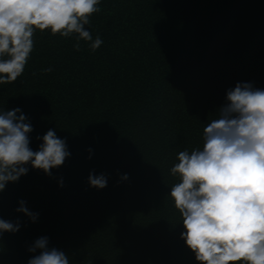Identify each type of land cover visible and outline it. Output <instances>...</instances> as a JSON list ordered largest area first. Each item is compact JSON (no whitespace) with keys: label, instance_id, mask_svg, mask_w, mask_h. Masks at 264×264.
Instances as JSON below:
<instances>
[{"label":"trees","instance_id":"1","mask_svg":"<svg viewBox=\"0 0 264 264\" xmlns=\"http://www.w3.org/2000/svg\"><path fill=\"white\" fill-rule=\"evenodd\" d=\"M87 25L103 44L37 30L24 73L0 85V111L30 117L71 155L52 175L28 165L0 192V264H27L40 237L70 264H200L170 195L177 154L202 146L237 82L264 89V0H101ZM52 68L51 72L44 71ZM104 174L93 187L89 174ZM127 174L128 179H122ZM61 180L63 185L61 186ZM21 200L35 222L18 212Z\"/></svg>","mask_w":264,"mask_h":264},{"label":"clouds","instance_id":"2","mask_svg":"<svg viewBox=\"0 0 264 264\" xmlns=\"http://www.w3.org/2000/svg\"><path fill=\"white\" fill-rule=\"evenodd\" d=\"M101 0H0V85L15 82L25 70L34 49L37 30H50L68 38L73 47L86 41L95 52L103 44L86 28L101 11ZM52 68L44 71L51 72ZM34 130L20 107L0 111V192L18 182L28 165L52 175L71 155L66 138L49 129L38 150L30 147ZM202 146L177 154L170 168L176 183L168 193L184 225L181 233L200 264H264V89L251 82H237L226 93L218 118L203 128ZM122 179L127 180L124 174ZM93 187L107 186L104 174H89ZM63 181L61 180V186ZM16 209L34 222L21 200ZM21 224L0 218V236L18 232ZM38 255L27 264H70L64 250L49 247L40 237L28 251Z\"/></svg>","mask_w":264,"mask_h":264}]
</instances>
